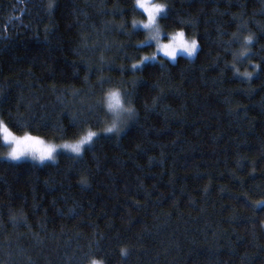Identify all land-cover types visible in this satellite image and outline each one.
Instances as JSON below:
<instances>
[{
	"label": "trees",
	"instance_id": "1",
	"mask_svg": "<svg viewBox=\"0 0 264 264\" xmlns=\"http://www.w3.org/2000/svg\"><path fill=\"white\" fill-rule=\"evenodd\" d=\"M130 2L57 0L50 19L48 0H0V35L8 37L0 39V117L20 113L34 127L45 121L30 131L46 142L76 139L69 115L96 99L81 59L111 61V69L90 74L94 84L100 75L119 79L120 64L145 54L117 50L129 38L112 26L145 18L129 10ZM164 2L174 20L195 21L185 31L202 45L198 58L145 73L136 88L138 120L119 140L101 138L82 159L61 153L56 163L39 165L0 158V264H74L93 242L100 246L95 258L106 256L107 264H264V205L256 204L264 200V72L250 82L233 76L224 69L232 56L223 47L244 24L241 35L254 33L259 52L264 0ZM117 5L123 15L111 14ZM45 27L52 29L47 40ZM86 36L89 46L99 43L95 52L81 46ZM239 68L251 71L247 61ZM81 175L87 187L78 183ZM21 215L31 227L13 225L11 217ZM120 248L129 250L126 258Z\"/></svg>",
	"mask_w": 264,
	"mask_h": 264
},
{
	"label": "snow or ice",
	"instance_id": "2",
	"mask_svg": "<svg viewBox=\"0 0 264 264\" xmlns=\"http://www.w3.org/2000/svg\"><path fill=\"white\" fill-rule=\"evenodd\" d=\"M57 7V0H48L44 11L51 19L54 10ZM95 7V5H92ZM129 10L134 14H139L145 17L137 19L134 15L129 24L128 21H123L119 25H113V29L129 38L128 42L122 43L118 47V51H123L124 48H132L135 52L143 51L145 54L140 55L130 65L120 64V78L116 79L112 76L100 75L94 84L89 83L90 74L95 72H103L106 68L111 69V61L106 60L104 56H100L99 60L94 64L90 60L81 59V63L85 67L86 74L84 83L88 86V95L96 97V99L88 104L86 112L70 113L69 122L75 129L74 135L76 139L68 141L64 140L61 143L46 142L40 135H33L31 131L37 128L47 127L45 121H41L39 125H33L32 119L17 113L15 117H11L9 121L0 117V147L7 148V152L0 158L19 162L24 159H31L32 162L39 165H44L46 162H57V157L61 154H67L70 159L77 161L83 158L86 152L94 149L96 143L101 138L115 137L120 139L121 134L139 118V113L135 106L136 103V88L145 80V73H150L159 69L164 71L167 67L179 63L180 58L186 57L189 60L198 58L202 45L193 34L188 36L185 28H194L195 21L191 19L174 20L171 11V5L164 0H131ZM107 10L101 8V14ZM112 15H123L125 9L117 5L110 10ZM85 19H88L85 13ZM16 19H19L17 17ZM12 17L8 18V23L11 24ZM161 21H164L162 26ZM178 23L180 27L168 31L167 29L173 24ZM84 27V26H82ZM246 25L238 26L237 31L231 34V38L223 42L224 51L232 56L231 64L225 63L224 69L231 70L233 76L242 78L243 81L250 82L254 76L264 72V55H259V52H264V45L261 46L259 52H254L253 48L258 43V38L254 33L249 32L248 35H241ZM52 29L45 27V39L51 34ZM152 33V35H144L142 39H137L134 42L132 37L139 36L142 33ZM226 33H221L224 35ZM0 39H8L7 35H0ZM90 36L81 37V46L87 53L95 52L99 47V43L89 46L86 41ZM238 44L239 50L233 49L232 45ZM112 45L105 44L104 50H111ZM148 51L149 49H153ZM77 55H80V49L74 50ZM219 59V57H218ZM253 59H258L259 62L253 63ZM245 61L251 66V71L247 69L240 71L239 66L244 65ZM137 73H141L137 75ZM131 74V79L126 80L124 77ZM131 84V88L125 87L126 84ZM108 86V87H105ZM157 96L153 98L152 107L157 106L162 98ZM147 108L148 106L145 105ZM28 129L23 131L22 135H16L11 128ZM55 131L63 137L67 134V129L57 126ZM78 183L81 186L87 187L89 179L86 175H81ZM256 204L264 205V200L256 202ZM253 205V208L256 207ZM69 212L76 214V209H70ZM14 226H20L22 223L25 227H31L26 222V217L22 215L17 218L11 217ZM95 247V251L93 248ZM100 253L99 242H93L88 246V251L83 252L77 259L73 257L74 264H107L106 256L104 259H96L95 256ZM119 253L122 258L129 255L127 248H120Z\"/></svg>",
	"mask_w": 264,
	"mask_h": 264
},
{
	"label": "rangeland",
	"instance_id": "3",
	"mask_svg": "<svg viewBox=\"0 0 264 264\" xmlns=\"http://www.w3.org/2000/svg\"><path fill=\"white\" fill-rule=\"evenodd\" d=\"M145 35H147V33H146V32H145ZM153 50H154V48H153ZM49 143H50V142H49ZM51 143H52V142H51ZM6 152H7V149H6ZM6 152H5V153H6ZM5 153H4V154H5ZM24 160H29V161H31V159H30V158H29V159H24ZM21 161H23V160H21Z\"/></svg>",
	"mask_w": 264,
	"mask_h": 264
},
{
	"label": "clouds",
	"instance_id": "4",
	"mask_svg": "<svg viewBox=\"0 0 264 264\" xmlns=\"http://www.w3.org/2000/svg\"><path fill=\"white\" fill-rule=\"evenodd\" d=\"M147 35H152V33H147Z\"/></svg>",
	"mask_w": 264,
	"mask_h": 264
}]
</instances>
